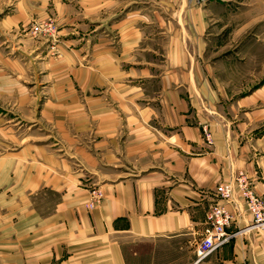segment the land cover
<instances>
[{"label": "crops", "instance_id": "obj_1", "mask_svg": "<svg viewBox=\"0 0 264 264\" xmlns=\"http://www.w3.org/2000/svg\"><path fill=\"white\" fill-rule=\"evenodd\" d=\"M253 1L54 0L82 22L86 104L56 149L0 159V264H264V224L237 194L231 237L195 263L219 184L243 172L264 203V50L216 57L262 12Z\"/></svg>", "mask_w": 264, "mask_h": 264}, {"label": "rangeland", "instance_id": "obj_2", "mask_svg": "<svg viewBox=\"0 0 264 264\" xmlns=\"http://www.w3.org/2000/svg\"><path fill=\"white\" fill-rule=\"evenodd\" d=\"M46 1V8L33 13L28 3L20 7L22 0H0V159L21 151L31 155L40 147L56 149L57 145H50L60 139L59 133L72 119L65 114L86 104L81 74L91 53L86 49L80 55L82 22L60 19L54 12V0ZM261 1L262 12L258 7L257 17L242 37L225 33V49L217 53V60L238 59L236 50L244 46L257 44L264 50ZM253 2L259 1L247 0L249 12L257 5ZM18 7L23 10L20 20L8 23L19 12ZM232 8L235 11L240 5L234 1ZM36 24L41 32L34 30ZM22 93L28 96L25 102L19 100Z\"/></svg>", "mask_w": 264, "mask_h": 264}, {"label": "built area", "instance_id": "obj_3", "mask_svg": "<svg viewBox=\"0 0 264 264\" xmlns=\"http://www.w3.org/2000/svg\"><path fill=\"white\" fill-rule=\"evenodd\" d=\"M36 32H41L42 28L36 24ZM50 31V28L49 30ZM206 142H211L210 133L203 129ZM216 197L218 199L210 206L205 215L206 229L196 251V261L199 263L210 256L215 250L223 246L231 237L225 228L232 220V214L225 205L233 202L235 194L241 199L243 206L253 218L254 226L264 224V203L247 176L239 172L231 182L221 183L216 187ZM88 209H94L101 205L104 200V192L99 187H93L89 191Z\"/></svg>", "mask_w": 264, "mask_h": 264}]
</instances>
